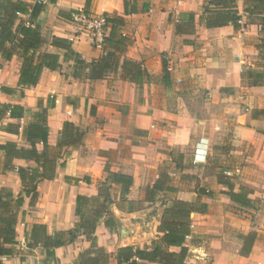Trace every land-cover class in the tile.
<instances>
[{"label":"crops","instance_id":"1","mask_svg":"<svg viewBox=\"0 0 264 264\" xmlns=\"http://www.w3.org/2000/svg\"><path fill=\"white\" fill-rule=\"evenodd\" d=\"M42 1L45 8L35 20L44 38L40 51L58 54L61 64L44 68L35 85H18L22 59L0 55V104L24 109L22 118L13 119L0 107V144L28 146L23 128L33 112L46 109L51 154L58 158L54 177L37 181L34 205L23 196L15 243L5 245L9 253L0 255V264H81L86 258L118 264V248L149 249L158 241L164 209L177 201L205 205L203 212L189 214L186 264H264V211L256 210V201L264 202V24L254 3ZM227 4L240 15L238 26L207 27V20H221ZM80 8L116 23L102 47L69 20ZM21 17L27 21L29 15ZM53 36L68 40L84 60L79 78L72 76L74 60L51 44ZM107 52L119 63H139L140 77L130 81L109 70L100 79L89 78L91 62ZM65 122L77 140L58 148ZM5 163L0 150V192L21 194L16 168L37 164L12 158L13 169L6 170ZM116 173L131 178L126 193L114 181ZM224 180L245 192L252 206L242 207L223 193ZM105 193L111 198L108 212L102 206ZM34 224L51 237L62 233L64 244L52 255L44 244L30 245Z\"/></svg>","mask_w":264,"mask_h":264},{"label":"trees","instance_id":"2","mask_svg":"<svg viewBox=\"0 0 264 264\" xmlns=\"http://www.w3.org/2000/svg\"><path fill=\"white\" fill-rule=\"evenodd\" d=\"M53 3L55 0H47ZM234 2V0H225ZM254 3L253 8L257 9L262 14L264 24V0H251ZM45 3L42 0H35L30 4L24 0H0V55L5 60H11L13 56H19L22 59L19 70L18 85H35L41 72L44 68L49 70H57L61 64V59L58 54L40 51V46L44 42V38L40 33L39 26L35 22L39 14L44 10ZM28 14V20L25 21L21 15ZM109 24L108 35L104 39V44L108 39L114 35L115 22L108 15H103ZM221 20L206 21L207 27H214L228 24L230 22L234 27L238 26L240 15L237 13L235 7L230 5L224 6L219 12ZM190 21L194 19L192 14L189 15ZM51 44L58 48L65 50V55L74 60L75 69L72 76L79 78L86 68L83 59L74 53L71 49L68 40L53 36ZM89 78L100 79L105 72L119 71L125 75L130 81H136L142 74L139 63L124 59L119 63L118 57L113 52H107L99 58L93 60L89 65ZM4 90H12L4 88ZM2 114L7 111L8 117L13 119H20L23 117L24 109L21 105H1ZM8 126L16 125L8 123ZM7 126V127H8ZM23 136L28 143V146H18L14 142H5L0 144V150L3 151L6 163L4 169H13L9 160L12 158L33 159L37 166L35 168L17 167L16 172L21 180L22 191L21 194L14 196L11 192H0V255L9 253L6 244L15 243L14 225L17 220V208L23 202V196L29 197V204L34 205L38 198L36 191V183L40 179H52L54 177V167L58 156L51 154V145L49 144V129L47 125L46 109H39L32 113L31 121L23 128ZM60 140L57 147L73 144L77 138L73 134L72 125L68 122L64 123L61 131ZM37 144H41L42 148L38 150ZM56 147V148H57ZM115 182H122L126 188L123 190L127 192V188L131 185V178L119 173L114 175ZM226 183L227 190L222 191L227 194L230 199L238 205L250 208L252 203L247 198L246 193L241 191H234L233 185L227 180L221 181ZM102 203L103 209L107 212L108 205L111 203V198L108 193L103 195ZM81 197L78 196V199ZM79 202V201H78ZM204 204L198 207L195 204L177 201L172 206L166 207L163 212L162 219L158 226V231L161 236L158 241L149 249L134 248L132 246L120 247L116 250L117 263L122 264H144L140 261H146L147 264H186L185 258L188 253V248L184 246L185 235L190 232V218L191 211L203 212ZM112 216L108 214L106 224L109 225L108 220ZM95 222L89 224V231H93ZM83 221L80 226H83ZM43 233V235H42ZM30 245L44 244L46 246L47 254L52 255L55 247L64 244L63 234L51 237L46 235L44 227L39 224H34L30 231ZM249 245L253 241V234H249ZM48 241V242H47ZM50 244V245H48ZM170 246L178 247L177 251H170ZM49 248H52L49 250ZM249 248L242 250L241 253L246 255ZM104 262L108 259L106 254ZM81 264H100L98 258L82 259ZM146 264V263H145Z\"/></svg>","mask_w":264,"mask_h":264},{"label":"built area","instance_id":"3","mask_svg":"<svg viewBox=\"0 0 264 264\" xmlns=\"http://www.w3.org/2000/svg\"><path fill=\"white\" fill-rule=\"evenodd\" d=\"M69 20L88 34L93 46L104 45V39L109 31V24L104 16L80 8L70 13Z\"/></svg>","mask_w":264,"mask_h":264},{"label":"rangeland","instance_id":"4","mask_svg":"<svg viewBox=\"0 0 264 264\" xmlns=\"http://www.w3.org/2000/svg\"><path fill=\"white\" fill-rule=\"evenodd\" d=\"M256 210L261 212L264 211V202H261V200L256 201Z\"/></svg>","mask_w":264,"mask_h":264}]
</instances>
